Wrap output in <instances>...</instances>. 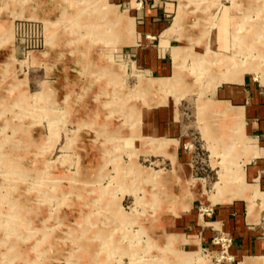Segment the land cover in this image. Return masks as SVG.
Returning <instances> with one entry per match:
<instances>
[{
    "label": "rangeland",
    "instance_id": "374dc122",
    "mask_svg": "<svg viewBox=\"0 0 264 264\" xmlns=\"http://www.w3.org/2000/svg\"><path fill=\"white\" fill-rule=\"evenodd\" d=\"M170 3L164 34L186 47L155 78L131 56L127 3L0 0V264H212L213 242L184 251L170 235L194 217H175L192 191L199 217L238 200L264 227L245 171L261 149L241 110L214 100L240 68L264 83V0ZM162 108L179 132L168 139L143 121Z\"/></svg>",
    "mask_w": 264,
    "mask_h": 264
},
{
    "label": "crops",
    "instance_id": "0c3cea01",
    "mask_svg": "<svg viewBox=\"0 0 264 264\" xmlns=\"http://www.w3.org/2000/svg\"><path fill=\"white\" fill-rule=\"evenodd\" d=\"M121 1L128 4L137 25L136 44L131 50V56L134 58L135 63L144 72L155 78L173 76L175 63L172 49L173 47H186L174 46L176 40L186 39L178 38L176 35L168 37L164 34L169 28L168 18L171 16L169 6L174 5V3L170 2L174 0H167L168 2L149 0L141 8L137 7L135 0ZM165 41H168L169 44L165 45ZM251 75V73L246 74L241 83H228L219 87L217 99L214 100L241 110L239 113L243 114L247 135L256 139L261 149L257 152L260 156L252 159L245 166L246 180L252 185L258 184L260 189L264 190V83L257 82ZM150 111H147L143 116V121L145 120L144 122L148 129L152 130L156 136H162L166 139L167 137H172L176 129L178 132V128L172 123L166 108ZM169 139L176 140L179 143L178 139ZM172 155L175 163V160L180 157L179 155ZM177 179L181 181V176H178ZM183 179L184 183L190 185L189 180L192 178L188 179V182L185 178ZM193 187L189 186L191 190ZM197 193V191L190 192L179 203L172 201L182 207H188L186 210H181L179 216L175 217L181 218L182 212L194 214V217L187 215L186 220L185 217H182V223L173 226L174 228L176 227V230L178 228V230L182 231L181 241L174 234H170L177 240L179 249L183 246V250L186 251L187 247L193 248L212 242L214 229L218 225L222 227L224 232L234 238L230 254L235 258V262L229 264H241L246 257H256L253 255L264 256V227L261 226V222L254 224L249 221L247 205L244 206L238 200L225 206L217 205L219 207L216 208L212 222H207L206 219L199 217L198 211L195 210L192 204V199ZM187 218L190 220H187ZM170 226L167 225L166 228ZM170 235H167L166 238ZM212 247L217 248L214 244Z\"/></svg>",
    "mask_w": 264,
    "mask_h": 264
},
{
    "label": "built area",
    "instance_id": "2783aa9c",
    "mask_svg": "<svg viewBox=\"0 0 264 264\" xmlns=\"http://www.w3.org/2000/svg\"><path fill=\"white\" fill-rule=\"evenodd\" d=\"M137 7L140 8L144 5L145 0H135ZM156 1V0H155ZM203 211L202 218L205 216L211 217L214 214V208H201ZM217 235L213 237V244L217 247L218 253L212 258V264H225L234 263L235 258L230 254V249L234 244V238L232 235L224 232L223 230H217Z\"/></svg>",
    "mask_w": 264,
    "mask_h": 264
},
{
    "label": "bare ground",
    "instance_id": "6f19581e",
    "mask_svg": "<svg viewBox=\"0 0 264 264\" xmlns=\"http://www.w3.org/2000/svg\"><path fill=\"white\" fill-rule=\"evenodd\" d=\"M231 19V18H230ZM232 19H234V18H232ZM235 20V19H234ZM251 33V32H250ZM231 33H229L228 32V28L227 27H224V29L222 30V32H220L219 33V37H220V39H221V41H222V43H224L225 45H227V44H229V41H228V37H229V35H230ZM231 37V36H230ZM231 39V38H230ZM230 42H231V40H230ZM262 42V41H261ZM237 63V62H236ZM237 70V69H236ZM246 71H255V72H257L258 70L256 69V68H253L252 66H246L245 68H243V69H241L240 68V70L239 71H237L236 72V75L234 76L235 78V81L236 82H238V83H241L242 82V75L244 74V72H246ZM211 102V101H210ZM220 103V102H219ZM213 104H215V103H213ZM214 108V107H213ZM221 109V108H220ZM222 110V109H221ZM206 111V110H205ZM210 111H211V109H210ZM229 112V111H228ZM215 113V112H214ZM231 114H233V112L231 113ZM227 115V114H226ZM207 119V118H206ZM233 120V119H232ZM217 121V120H216ZM228 121V123L230 122L229 120H227ZM221 122H223V121H221ZM226 122V121H225ZM224 122V123H225ZM212 124V123H211ZM210 124V125H211ZM222 124V123H221ZM221 126V125H220ZM212 127V126H211ZM215 133V132H214ZM221 134V133H220ZM224 134H225V132H224ZM217 136V135H216ZM18 198V197H17ZM202 217V216H201ZM181 256V255H180ZM179 263V262H178ZM177 263V264H178ZM258 264H264V259H263V261H259V263Z\"/></svg>",
    "mask_w": 264,
    "mask_h": 264
}]
</instances>
